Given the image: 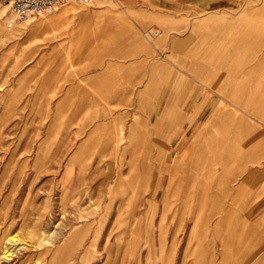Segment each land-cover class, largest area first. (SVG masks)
Returning <instances> with one entry per match:
<instances>
[{"label": "crops", "instance_id": "crops-1", "mask_svg": "<svg viewBox=\"0 0 264 264\" xmlns=\"http://www.w3.org/2000/svg\"><path fill=\"white\" fill-rule=\"evenodd\" d=\"M102 1L89 5L91 15H42L17 33L23 54L32 57L26 63L44 65L43 77L58 83L48 92L56 97L49 106L56 115L42 118L75 121L67 134L72 137L105 136L114 120L149 121L152 151L181 153L163 181L170 198L216 199L219 215L259 222L254 239L264 242V1L118 0L123 6L112 16L103 15L111 0ZM162 19L184 24L163 30L154 25V39L168 40L163 46L139 25ZM176 55H184L183 65ZM84 145L79 140L64 150ZM209 152L216 153L215 167ZM155 163L153 182L161 189L166 183ZM143 167L137 166L139 183ZM257 253L249 263H264V249Z\"/></svg>", "mask_w": 264, "mask_h": 264}, {"label": "rangeland", "instance_id": "rangeland-1", "mask_svg": "<svg viewBox=\"0 0 264 264\" xmlns=\"http://www.w3.org/2000/svg\"><path fill=\"white\" fill-rule=\"evenodd\" d=\"M9 1L0 0V264H264L249 263L264 249L255 247L264 243L254 239L259 222L219 215L216 199L170 198L163 181L179 152L152 151L149 121L114 120L105 136L72 137L67 134L75 121L42 118L56 115L49 109L56 97L48 92L58 83L43 77L44 65L26 63L32 57L23 54L17 33L29 21L15 20ZM121 5L111 0L103 15L112 16ZM93 9L71 1L48 15L84 16ZM139 25L163 46L168 40L154 39V25L163 30L184 24L162 19ZM120 26L128 31L125 21ZM143 41L151 63V43L146 36ZM176 58L183 65L184 55ZM79 140L85 145L78 151L64 150ZM215 157L209 152L210 167ZM154 163L166 183L161 189L153 182Z\"/></svg>", "mask_w": 264, "mask_h": 264}, {"label": "built area", "instance_id": "built-area-1", "mask_svg": "<svg viewBox=\"0 0 264 264\" xmlns=\"http://www.w3.org/2000/svg\"><path fill=\"white\" fill-rule=\"evenodd\" d=\"M71 1L93 5L97 0H10L9 6L15 20L27 22L33 17L53 13ZM9 28H12V25Z\"/></svg>", "mask_w": 264, "mask_h": 264}, {"label": "bare ground", "instance_id": "bare-ground-1", "mask_svg": "<svg viewBox=\"0 0 264 264\" xmlns=\"http://www.w3.org/2000/svg\"><path fill=\"white\" fill-rule=\"evenodd\" d=\"M102 2H103V1H102ZM6 8H7V7L5 6V9H6ZM3 11H4V10H3ZM9 17H10V16H9ZM11 19H12V18H11ZM7 20H8V19H7ZM8 22H9V26L13 24V23L11 22V20H9Z\"/></svg>", "mask_w": 264, "mask_h": 264}]
</instances>
